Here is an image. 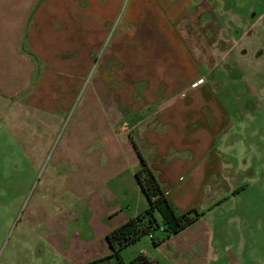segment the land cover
<instances>
[{"label":"crops","instance_id":"0c3cea01","mask_svg":"<svg viewBox=\"0 0 264 264\" xmlns=\"http://www.w3.org/2000/svg\"><path fill=\"white\" fill-rule=\"evenodd\" d=\"M39 1L0 0V125L19 149L24 144L34 151L30 144L39 143L38 128L51 136L58 121L56 113L72 108L87 73L98 61L80 113L83 121L97 124L89 132L90 138L106 151L110 138L115 149H132L136 161L129 176L136 193L141 192L134 179L139 160L134 146L177 212L195 208L204 213L157 246L146 239L143 250L131 257V262L142 255L149 264H160L153 257L179 235H185L190 243L181 244L166 258L173 263L174 253L190 257L193 245L204 239L207 242L208 230L212 231L204 224L196 239L193 227L229 198L237 188L224 184L241 174L238 170L230 177L235 165L219 147L229 144L227 134L248 115L246 110L238 111L237 96L243 90L229 89L244 79L242 60L246 55L238 44L241 36L237 32L233 39L226 23L214 12L207 15L204 0H135L144 15H125L126 26L111 35L109 51L98 60L113 23L109 25L100 13L94 14L101 3ZM200 80L203 83L191 89ZM104 129L108 139L102 138ZM147 205L146 201L141 210L135 209L116 224L109 211L101 212V219L108 217L109 221L99 228L100 237L104 239ZM207 251L205 243L202 261Z\"/></svg>","mask_w":264,"mask_h":264},{"label":"rangeland","instance_id":"374dc122","mask_svg":"<svg viewBox=\"0 0 264 264\" xmlns=\"http://www.w3.org/2000/svg\"><path fill=\"white\" fill-rule=\"evenodd\" d=\"M92 1L102 5L95 8L94 14L100 13L109 25L113 21L98 52L99 60L109 51L111 35L126 26L123 17L144 12L135 0ZM204 1V8L208 5L205 13L214 12L226 23L233 39L239 33L238 44L244 48L242 55H246L242 60L244 79L229 89L243 90L237 96L238 111L246 110L248 115L227 134L229 144L219 146L235 165L230 177L238 170L241 174L224 184L229 189L235 185L236 192L229 193L222 205L193 227V236L201 233L204 224L212 228L207 242L204 239L194 244L190 257L174 253L171 263L166 256L181 244L190 243L185 235H179L165 243L163 253L153 259L160 264H264V0ZM116 4L119 6L115 11ZM97 63L87 73L72 108L56 113L58 121L51 136L46 137V131L38 128L39 143H29L34 151L24 144L19 149L0 125V264H87L90 259H105L108 246L99 228L105 227L109 218L116 224L130 217L146 202L141 193H136L129 176L136 161L132 149H115L112 138L106 140L107 151L98 148L99 143L89 135L97 124L83 121L80 115L84 92L97 74ZM40 67L39 62L37 75ZM100 133L103 139L109 138L105 129ZM103 211L111 213L108 219H101ZM157 220L160 223L159 216ZM154 235L165 237L160 231ZM146 239L123 251L124 264H131V257L143 250ZM205 243L208 251L202 261ZM96 264H115V260Z\"/></svg>","mask_w":264,"mask_h":264},{"label":"trees","instance_id":"16d2710c","mask_svg":"<svg viewBox=\"0 0 264 264\" xmlns=\"http://www.w3.org/2000/svg\"><path fill=\"white\" fill-rule=\"evenodd\" d=\"M138 155V166L134 172V179L141 194L147 201V208L134 218H130L121 226L105 235L104 241L109 249V256L87 264L100 263L106 259H114L115 264H124L122 253L131 245H135L142 238L151 235L152 243L157 246L167 238L179 234L181 231L197 222L203 212L191 208L185 212H177L169 203L165 192L161 189L155 173L150 169L148 162L134 146ZM236 190L233 192L235 193ZM160 217V223L157 220ZM162 232L164 238H154L156 232ZM131 264H149L142 255Z\"/></svg>","mask_w":264,"mask_h":264},{"label":"built area","instance_id":"2783aa9c","mask_svg":"<svg viewBox=\"0 0 264 264\" xmlns=\"http://www.w3.org/2000/svg\"><path fill=\"white\" fill-rule=\"evenodd\" d=\"M201 83H203L202 80H200L199 82L194 83V84L191 86V89H195V88H197ZM124 127H125V125H124ZM148 239L152 241L153 237H152L151 235H149V236H148Z\"/></svg>","mask_w":264,"mask_h":264},{"label":"water","instance_id":"95a60500","mask_svg":"<svg viewBox=\"0 0 264 264\" xmlns=\"http://www.w3.org/2000/svg\"><path fill=\"white\" fill-rule=\"evenodd\" d=\"M44 0H40L39 3L43 2ZM37 7V6H36Z\"/></svg>","mask_w":264,"mask_h":264}]
</instances>
